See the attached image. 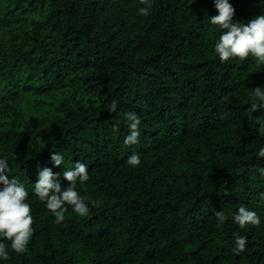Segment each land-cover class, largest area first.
<instances>
[{
  "label": "trees",
  "instance_id": "obj_1",
  "mask_svg": "<svg viewBox=\"0 0 264 264\" xmlns=\"http://www.w3.org/2000/svg\"><path fill=\"white\" fill-rule=\"evenodd\" d=\"M229 3L237 22L264 14V0ZM140 7L0 0V159L34 220L27 251L3 241L0 264H264V102L251 109L264 65L219 60L213 0H153L148 16ZM128 112L141 120L133 145ZM133 153L137 167L126 163ZM77 161L88 166L76 190L89 213L66 206L57 224L33 193L38 171L67 187L63 171ZM242 205L259 226L233 222ZM233 233L247 238L238 255Z\"/></svg>",
  "mask_w": 264,
  "mask_h": 264
},
{
  "label": "clouds",
  "instance_id": "obj_2",
  "mask_svg": "<svg viewBox=\"0 0 264 264\" xmlns=\"http://www.w3.org/2000/svg\"><path fill=\"white\" fill-rule=\"evenodd\" d=\"M143 7L138 9L140 15L148 16L153 7V0H139ZM216 15L209 18V22L220 30L214 51L219 60L227 62L231 59L244 61L252 57L257 65H264V14L251 18L247 23L234 21L235 8L229 0H213ZM254 102L251 109L255 111L260 107V102H264V87L258 86L251 90ZM117 108L115 101L112 103L110 111ZM128 127V134L124 138L125 145L138 143L140 136V118L134 112L125 114ZM118 131V128H114ZM258 157H264V147L258 152ZM50 160L54 166H61L63 156L59 153H52ZM126 163L132 167H137L141 163L140 156L131 154ZM8 164L5 159H0V259L8 260L9 244L11 249L23 254L27 251V245L33 236L34 224L31 214V206L27 203L29 197L28 190L15 178H9L7 173ZM264 175V169H261ZM63 178L68 182L67 187H62L57 181V174L51 168L44 167L38 171L37 180L33 187V193L45 202L46 208L54 215L57 224L65 219L66 206H70L72 211L78 216L85 217L89 213V208L77 189V181L81 185L89 180L88 166L77 161L70 170L63 171ZM264 199V193L260 194ZM215 217L220 224H223L228 216L223 211H215ZM232 220L240 229L247 225L259 226L260 218L255 211L248 210L245 206H240L232 216ZM235 246L232 249L234 254L245 251L247 238L233 233Z\"/></svg>",
  "mask_w": 264,
  "mask_h": 264
}]
</instances>
